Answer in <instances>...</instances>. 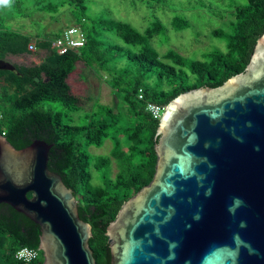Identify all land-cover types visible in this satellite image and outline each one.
Masks as SVG:
<instances>
[{
    "label": "trees",
    "instance_id": "1",
    "mask_svg": "<svg viewBox=\"0 0 264 264\" xmlns=\"http://www.w3.org/2000/svg\"><path fill=\"white\" fill-rule=\"evenodd\" d=\"M9 1L13 17L23 19L35 14L54 19L61 9L68 8L75 26L85 33L82 48L58 55L50 41L60 31L37 35L41 40L36 42L34 36L8 28L0 16V135L4 133L16 150L35 140L52 145L47 167L60 175L77 197L79 218L91 226L88 245L95 263L111 264L107 228L122 205L147 186L155 173L160 119L146 111L147 103L166 107L182 93L219 87L243 72L264 33V0H227L225 28L211 32L224 49L213 45L201 59L182 56L172 48L161 55L155 44L158 39L167 41V29L155 20L138 30L109 12L91 15L84 0H28V7H22L24 0ZM137 1L155 10L163 0ZM164 1L171 8L172 0ZM199 1L209 16L223 18L221 11L205 0L179 1V8L196 10ZM173 13L174 32L191 28L183 14ZM31 42L37 47L35 53L27 49ZM30 55L39 63L10 61ZM77 65L103 73L122 108L95 102L91 112L82 116V100L69 84ZM75 118L85 123L72 125ZM107 140L113 144L108 156L88 153L89 147L100 148ZM39 239L40 228L35 223L0 204V264H26L16 261L14 253L22 247L38 249ZM42 262L40 251L38 259L28 264Z\"/></svg>",
    "mask_w": 264,
    "mask_h": 264
},
{
    "label": "water",
    "instance_id": "2",
    "mask_svg": "<svg viewBox=\"0 0 264 264\" xmlns=\"http://www.w3.org/2000/svg\"><path fill=\"white\" fill-rule=\"evenodd\" d=\"M156 134L153 179L107 228L110 263L264 264V33L243 72L178 95ZM51 147L0 135V204L40 228L42 264H96Z\"/></svg>",
    "mask_w": 264,
    "mask_h": 264
},
{
    "label": "rangeland",
    "instance_id": "3",
    "mask_svg": "<svg viewBox=\"0 0 264 264\" xmlns=\"http://www.w3.org/2000/svg\"><path fill=\"white\" fill-rule=\"evenodd\" d=\"M177 1H170L172 4L171 9L164 4L165 1L163 0L158 3L159 7L155 10L148 4H139L137 0H84V3L91 15L109 12L114 18L127 22L138 30L145 29L153 20L162 23L167 29V41L158 42V39L155 44L161 55H164L168 48H172L182 56L201 59L204 52L213 45L224 49V44L213 38L211 32L215 28H225L223 23L227 21L228 12L226 10L228 9H225L224 6L227 0H205L212 2L214 7L221 11L222 19L209 16L207 7L205 5L203 7L200 1L196 10L181 9L179 8L181 6L179 1L185 0ZM154 3L152 2V4ZM28 6V0H24L22 7ZM174 10L187 18L191 24L190 29L184 32H174L171 29ZM12 12L10 1L0 0V16L6 20V26L13 31L26 35H47L75 26L74 19L68 8L61 9L60 14L55 16L54 19L39 14L27 19L15 18ZM35 41L39 42L40 40ZM13 61L26 64L39 63V59L35 55H30L22 59V61L17 59H13ZM69 84L72 92L82 100V112L80 113L82 116L91 112L95 102L108 105L113 109L122 108L119 100L107 85L103 73H97L86 65L76 66L75 71L69 77ZM84 123L85 121H82L81 118H75L72 125L79 126ZM112 147V142L107 140L102 147L91 146L87 151L93 157L108 156ZM115 172L116 168L113 164L112 174ZM92 176L95 178L94 174Z\"/></svg>",
    "mask_w": 264,
    "mask_h": 264
},
{
    "label": "built area",
    "instance_id": "4",
    "mask_svg": "<svg viewBox=\"0 0 264 264\" xmlns=\"http://www.w3.org/2000/svg\"><path fill=\"white\" fill-rule=\"evenodd\" d=\"M85 44V33L78 26H70L64 29L57 37L50 41V48L58 55L66 54L69 51L80 49ZM28 51L30 53L37 52V47L34 42L29 43ZM142 98V94L139 95V99ZM165 107L157 105L155 103H147L146 111L154 119H160ZM4 136V133H2ZM39 249H31L28 247H22L14 253V259L21 263H31L38 259Z\"/></svg>",
    "mask_w": 264,
    "mask_h": 264
},
{
    "label": "crops",
    "instance_id": "5",
    "mask_svg": "<svg viewBox=\"0 0 264 264\" xmlns=\"http://www.w3.org/2000/svg\"><path fill=\"white\" fill-rule=\"evenodd\" d=\"M67 28H68V27H67ZM64 29H66V28H64ZM64 29H63V30H64ZM63 30H62V31H63ZM62 31H60V33H61ZM36 36H37V35H36ZM36 36L33 37V38H34L33 41H35L36 39H37V40H41V37H38V38H37ZM13 59H17V60L22 61V59H24V58H22V59H20V58H11V59H10V61L13 62V63H24V62H15V61H13ZM34 63H36V62H34ZM36 64H37V63H36ZM8 67H10V66H8Z\"/></svg>",
    "mask_w": 264,
    "mask_h": 264
}]
</instances>
